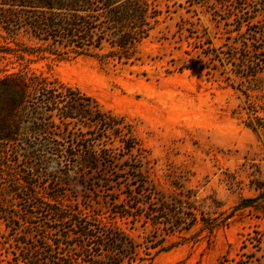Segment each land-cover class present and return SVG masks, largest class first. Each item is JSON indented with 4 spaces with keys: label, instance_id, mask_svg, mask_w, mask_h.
Segmentation results:
<instances>
[{
    "label": "rangeland",
    "instance_id": "1",
    "mask_svg": "<svg viewBox=\"0 0 264 264\" xmlns=\"http://www.w3.org/2000/svg\"><path fill=\"white\" fill-rule=\"evenodd\" d=\"M153 2L161 16L134 64L78 57L28 65L92 97L116 124L114 133H105L48 114L43 126L51 139L43 150L51 155L44 173H50L52 154L67 148L79 154L96 143L103 153L112 151L95 166L57 165L78 173L57 190L47 180H29L42 201L60 194L65 206L81 209L104 247L89 252L76 246L78 231L70 222L51 233L27 226L24 203L11 207L16 201L8 187L31 163L18 141L9 145L10 159L0 162V204L18 210L21 225L12 231L0 213V264H35L36 256L46 264L49 255L38 250L42 235L67 236L54 255L82 264H264V89L248 97L249 81L233 83L239 70L226 59L247 30H235L239 15L264 27V0ZM37 45L19 25L0 23L2 75L26 65L6 53ZM37 138L27 140L34 146ZM110 229L120 243L109 244Z\"/></svg>",
    "mask_w": 264,
    "mask_h": 264
},
{
    "label": "trees",
    "instance_id": "2",
    "mask_svg": "<svg viewBox=\"0 0 264 264\" xmlns=\"http://www.w3.org/2000/svg\"><path fill=\"white\" fill-rule=\"evenodd\" d=\"M243 5L239 12L244 10ZM160 16L153 0H0V23L11 28L19 25L38 43L29 50L21 47L24 49H21L20 54L6 53L16 55L27 66L6 75H2L3 71H0V162L5 163L10 159V144L20 141L26 146L22 152L24 158L31 163L25 171L19 173L20 179L8 187V193L16 201L11 205L12 208L23 206L21 204L24 203V221L27 226H35L51 233L64 229V225L70 222L78 231L75 235L78 241L76 246L90 248L89 252L104 247L92 235L93 223L83 218L81 209L71 210L65 206L60 194L42 201V197L36 193L37 185L29 183V180L35 177L47 180L57 190L73 182V173L78 174L71 169L67 172L59 169L44 173L46 159L51 155L43 150L49 146L51 139L50 133L46 131L48 127L43 126L48 114L58 116L67 125L81 123L87 130L98 128L105 133H114L116 130L111 115L104 112L92 97L56 78L38 74L28 65L48 59L68 61L78 57L98 58L103 62L116 61L124 65L134 64L139 60V46L150 37ZM237 18L235 30L241 32L245 26L247 30L240 34L243 39L238 42L234 40L230 48L237 46L239 42L241 46L235 48L232 54L229 53V58L225 56L239 70L234 73V80H229L242 83L243 79H247L249 84L245 93L252 97L249 92L264 89V81L260 78L264 71V27H255L252 18L244 20L242 15ZM106 49L107 52L104 53ZM213 53L216 55V52ZM223 54L225 55L224 52ZM223 64L224 59H221V66ZM214 66L216 69L212 71L218 72V65ZM35 135H38L37 143L31 146L27 139L30 141ZM125 137L126 135L120 137L123 146L126 143ZM95 144L83 145L79 154L67 148L52 156L60 167L64 162L74 168L95 166L104 157H109L108 153L112 151L108 149L103 153ZM20 157L18 153L15 162L20 161ZM7 207L0 204L2 218L12 231H17L21 225L19 220L16 221L19 211H9ZM109 231L106 235L109 244L120 243L117 233L112 229ZM65 238L68 237H39L41 245L38 250L49 255L46 264H82L78 258L65 259L62 254L54 255L55 249L63 246L61 240ZM86 242L92 244L88 247ZM96 254L100 256L101 252ZM35 258V264H42L39 256Z\"/></svg>",
    "mask_w": 264,
    "mask_h": 264
},
{
    "label": "clouds",
    "instance_id": "3",
    "mask_svg": "<svg viewBox=\"0 0 264 264\" xmlns=\"http://www.w3.org/2000/svg\"><path fill=\"white\" fill-rule=\"evenodd\" d=\"M48 170H49V172H54L57 170V164L55 161L50 162V164L48 166Z\"/></svg>",
    "mask_w": 264,
    "mask_h": 264
}]
</instances>
